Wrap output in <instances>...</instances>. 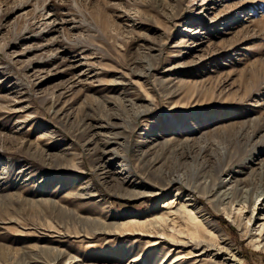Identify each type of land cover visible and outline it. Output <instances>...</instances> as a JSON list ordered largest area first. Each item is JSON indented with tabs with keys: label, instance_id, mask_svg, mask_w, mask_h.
Returning <instances> with one entry per match:
<instances>
[{
	"label": "rangeland",
	"instance_id": "obj_1",
	"mask_svg": "<svg viewBox=\"0 0 264 264\" xmlns=\"http://www.w3.org/2000/svg\"><path fill=\"white\" fill-rule=\"evenodd\" d=\"M263 199L264 0H0V264H264Z\"/></svg>",
	"mask_w": 264,
	"mask_h": 264
},
{
	"label": "bare ground",
	"instance_id": "obj_2",
	"mask_svg": "<svg viewBox=\"0 0 264 264\" xmlns=\"http://www.w3.org/2000/svg\"><path fill=\"white\" fill-rule=\"evenodd\" d=\"M258 201V200H257ZM262 201H264V199L262 200ZM246 207H245V205L244 204H241V207H240V209L239 210H243V209H245ZM249 222H251V220H248ZM256 231H259V239L260 238H262L263 237V233H264V224H261L259 227H258V229L256 230ZM258 242H259V240H258ZM261 243L262 242H259L257 245H258V247L261 245ZM256 245V246H257ZM263 247H264V245H263Z\"/></svg>",
	"mask_w": 264,
	"mask_h": 264
}]
</instances>
